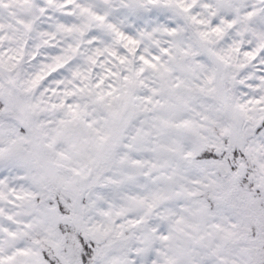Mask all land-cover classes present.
Returning a JSON list of instances; mask_svg holds the SVG:
<instances>
[{"label":"clouds","instance_id":"clouds-1","mask_svg":"<svg viewBox=\"0 0 264 264\" xmlns=\"http://www.w3.org/2000/svg\"><path fill=\"white\" fill-rule=\"evenodd\" d=\"M83 2L140 39V54L162 56L167 68L138 75L130 93L113 79L119 90L101 101L95 89L88 91L89 82L74 75L87 71V56L96 55L86 35L71 34L69 46L84 42L83 51L52 76L38 29L25 53L29 34L18 20L45 24L40 9L53 6L48 0H32L27 8L16 0H0V21L10 37L4 48L11 49L4 53V63L22 57L13 60L11 75L31 125L21 134L9 127L16 120L14 111L0 121V144L7 148L12 142L18 150L16 158L0 160V180L8 181L5 192L14 200L10 188L38 191V180L63 182L82 192L85 226L95 239L90 264H264V145L251 131L261 114L241 107L264 94V88H247V77L259 70V63L249 70L237 66L248 63L242 52L233 51L247 43L241 35L244 26L230 29L222 20L216 25L213 10L202 7L213 0H198L191 14L203 24L148 0H139V13L124 7L137 0ZM255 2L237 0L241 21ZM77 19L92 24L87 31L101 29L86 15ZM172 23L178 29L175 36L168 31ZM217 26L225 31L215 33ZM62 35L68 43V34ZM165 48L172 55H165ZM132 59L134 65L128 67L138 73L144 65L138 56ZM65 102L79 108L73 112ZM226 129L248 132L242 157L246 168L241 169L246 180L203 165L195 154L198 144L222 138ZM0 206L9 215L20 211L8 200ZM4 228L20 231L23 225L0 218V257L13 254L17 246L34 245V237L13 240Z\"/></svg>","mask_w":264,"mask_h":264},{"label":"snow or ice","instance_id":"snow-or-ice-1","mask_svg":"<svg viewBox=\"0 0 264 264\" xmlns=\"http://www.w3.org/2000/svg\"><path fill=\"white\" fill-rule=\"evenodd\" d=\"M148 2L156 7L176 9L182 14H189L190 18L197 23H205L196 15H191L198 7V0H148ZM16 3L27 8L32 0H16ZM48 3L53 7L40 9L45 14L41 19L46 20L47 23L40 24L39 20L27 23L24 19H19L18 24L24 25L29 34V38L23 44L25 53L32 43L31 34L38 29L42 40L39 47L46 50V60L52 61L46 64L52 76H56L70 66L74 62V57L79 58L83 51L84 42L69 46L71 34L74 33L86 35V43L92 45L96 52L95 56H87L91 67L84 72L75 71L74 75L78 79L89 82L88 91L95 89L101 101L105 99V96L111 97L119 90L117 84L111 83L113 79L121 81L130 93L138 82L136 79L138 75H142L149 68L157 72L161 70L162 65L165 69L167 68L162 56L140 54L141 40L131 32L123 30L117 22L111 20L109 15L98 12L94 4H86L83 0H48ZM2 6L12 8L13 5L11 2H3ZM124 7L139 13L143 4L137 0L135 5L126 2ZM202 7L213 10L211 14L216 17L214 21L216 25H220L222 20L223 24L230 29H236L241 24L244 26L241 35L247 43H242V47L235 48L233 51L242 52L248 63L237 66L249 70L259 63V70L247 77V88L251 89L256 85L264 88V0H256L251 7H247L243 12L242 21L239 19L240 8L237 0H213L212 3H204ZM78 15L88 16L90 21L99 23L101 29L87 31L92 28V24L82 25L77 19ZM7 28L11 30L12 25H7ZM168 31L173 36L177 35L178 29L175 23H172ZM214 31L222 34L225 28L217 26ZM62 34H68V43ZM202 35L207 36L208 33H202ZM9 38L5 24L0 21V105L4 107L3 113H0V121H3L10 112H16V120L8 123L9 127L21 134L25 130H30L31 125L28 122L26 101L16 93V81L11 75L16 67L13 60L21 61L22 57L17 55L9 61L8 65L4 63V53L11 52V49L4 48V41ZM156 43L159 44V41ZM122 52L126 54H121ZM163 52L165 55H172L168 48L163 49ZM36 55L38 56L39 53ZM134 56H138L139 61L144 65L138 73L134 66L128 67L130 64L134 65L132 59ZM43 78V76L38 77L36 82ZM240 85H244L243 80L240 81ZM78 87L81 92L85 91L83 85ZM75 94V91L68 93V95ZM65 106L70 107L73 112L79 108V105L73 106L67 102ZM241 107L245 111L261 114L251 131L260 137L261 145H264V94L250 98L248 103ZM247 136V131L233 133L226 129L222 138L210 139L198 144L195 154L201 156L203 165L223 170L234 179L246 180V173L242 174L241 169L246 168L242 157L245 156ZM17 155L18 150L12 142H9L7 148L0 144V160L13 159ZM37 183L38 191L22 189L18 192L17 189L10 188L8 191L15 197L13 200L5 192L8 181L0 180V202L8 200L20 210L16 215H9L0 206V218L7 216L8 221L23 225L20 231H11L8 228H4L3 231L8 232L13 240L27 236L35 238L34 245L17 246L13 254L0 257V264H57V262L59 264H90V258L94 256L95 239L85 226L83 193L63 182L38 180ZM10 246L14 245L10 242Z\"/></svg>","mask_w":264,"mask_h":264}]
</instances>
